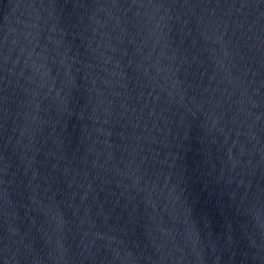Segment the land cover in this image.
<instances>
[{"label":"water","instance_id":"1","mask_svg":"<svg viewBox=\"0 0 264 264\" xmlns=\"http://www.w3.org/2000/svg\"><path fill=\"white\" fill-rule=\"evenodd\" d=\"M0 264H264V0H0Z\"/></svg>","mask_w":264,"mask_h":264}]
</instances>
